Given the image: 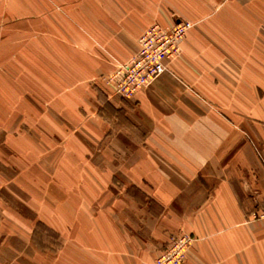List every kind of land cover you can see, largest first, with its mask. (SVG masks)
<instances>
[{
    "label": "crops",
    "instance_id": "obj_1",
    "mask_svg": "<svg viewBox=\"0 0 264 264\" xmlns=\"http://www.w3.org/2000/svg\"><path fill=\"white\" fill-rule=\"evenodd\" d=\"M181 19L194 23L182 53L150 85L125 99L100 82L130 55L117 31ZM0 41H44L50 56L28 86L43 102L24 91L11 108L60 112L43 140L0 131V258L34 254L37 221H59L78 264H151L180 231L185 264H264V0H0ZM54 154L81 185L52 180Z\"/></svg>",
    "mask_w": 264,
    "mask_h": 264
},
{
    "label": "rangeland",
    "instance_id": "obj_2",
    "mask_svg": "<svg viewBox=\"0 0 264 264\" xmlns=\"http://www.w3.org/2000/svg\"><path fill=\"white\" fill-rule=\"evenodd\" d=\"M156 21L151 22L145 29L142 30H132V31H117L116 32V41H122L119 40L125 39L124 41H132V43L129 46V52L130 55L128 57H125L126 59L120 60L119 58L123 57L122 53L120 56L117 54V57H113V67L110 72L105 73L100 79V82L105 84V86L109 87L111 89V92H114V88L112 83L109 81L110 75L116 71L121 65H124L125 63L129 62L138 52L139 50V41L143 33L151 27ZM119 33H123L124 35H119ZM126 36V37H125ZM180 50L178 55L174 58L176 59L179 57L182 53V46L180 44ZM119 48V47H118ZM116 48L117 50L121 48ZM123 49L126 50V47L123 46ZM50 59L49 53H47L44 45V41H0V118L5 121L4 127H0V131L4 133V137L6 138V134H13L17 132L21 135L29 133V135H32V137H36L40 140H43V131H44V124H45V116L47 117L49 113L53 118H60V112L59 111H49L45 110L43 108L37 107L33 111V114H30L29 111H19V110H13L11 107L13 105L19 104V99H21V96H24V91L28 92L30 91V95L32 97L36 98V102L38 103V100L43 102L39 92L34 91L35 88L28 89V86H33L29 80L33 81V74L35 72H41L49 70V62L47 60ZM173 60V59H172ZM46 61V63H45ZM170 61V60H169ZM169 69V68H168ZM22 89L21 94L17 93L16 89ZM108 89V88H107ZM36 92V93H35ZM104 94V93H103ZM20 95V96H19ZM105 95V94H104ZM106 94L105 96H107ZM123 98V97H122ZM130 99V98H129ZM197 101L207 103V99L203 97V95L196 94ZM34 100V99H33ZM15 102V103H14ZM64 113L67 116V121L70 122L72 120V111H64ZM63 113V116H65ZM32 119L34 123L38 124H32L31 130L29 131V126L24 124L23 119ZM39 122L42 124H39ZM29 131V132H28ZM58 157V159H52L53 167H52V180L56 181L57 176H60L61 174L59 172H62L68 181L74 183H78L79 185L82 184V179H80V176L74 173V166H70L71 161L73 159L71 158H63L59 157L58 154H54V157ZM118 160V159H117ZM56 161H60L61 164H56ZM58 165V166H57ZM89 177H92L91 174H86ZM102 181V179H101ZM86 183V181H83ZM85 187V186H84ZM81 189L77 188L76 186H69L68 194L70 196H74V198L77 197V193ZM80 193V192H79ZM77 199H79V194ZM88 201L90 202L92 200V191L91 189H83L82 192ZM102 193V191H101ZM54 208V207H53ZM79 206H74L72 208V213H77L76 210ZM91 206L87 205L85 209H87L91 213ZM100 213L108 214L110 213L108 211L107 206H101L99 207ZM110 215H112L110 213ZM83 217V216H82ZM52 223H54L56 220L55 214L51 213ZM76 218V215H74V219ZM84 218V217H83ZM59 222V221H58ZM56 222L55 226L49 227L46 224H44L41 221H37L34 231H33V245L36 248V251L34 254L29 252V255L21 254L18 257H14L11 259V256L4 254L1 256L0 261L2 260L3 264H78L77 263V256L71 252L72 248L69 243V239L65 240L69 237H61L60 231H59V223ZM118 226L121 228L122 231H124L126 234L129 233L128 227L123 224L122 222L118 224ZM181 235H190L189 233L185 231H180L177 233L171 234L169 238V242L167 247L159 254V250L154 254L153 260L151 264H159V256H161L170 246V243L173 241L174 238L180 237ZM130 236V235H129ZM192 238L193 236L190 235ZM156 248V246L154 247ZM158 248V247H157ZM188 249V248H187ZM186 258H187V251H186ZM186 258L184 261V264L186 262ZM81 264H91L90 262L87 263H81Z\"/></svg>",
    "mask_w": 264,
    "mask_h": 264
},
{
    "label": "built area",
    "instance_id": "obj_3",
    "mask_svg": "<svg viewBox=\"0 0 264 264\" xmlns=\"http://www.w3.org/2000/svg\"><path fill=\"white\" fill-rule=\"evenodd\" d=\"M193 26L194 23L186 19L168 25L159 22L151 25L141 36L136 55L110 75L115 94L125 99L132 98L167 71L168 61L178 55L181 42ZM255 217L264 218V209L255 213ZM192 240L190 235L174 238L159 256V264H184Z\"/></svg>",
    "mask_w": 264,
    "mask_h": 264
}]
</instances>
